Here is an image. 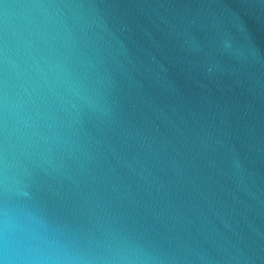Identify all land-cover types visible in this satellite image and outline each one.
I'll return each mask as SVG.
<instances>
[{
	"label": "water",
	"instance_id": "1",
	"mask_svg": "<svg viewBox=\"0 0 264 264\" xmlns=\"http://www.w3.org/2000/svg\"><path fill=\"white\" fill-rule=\"evenodd\" d=\"M0 264H264V0H0Z\"/></svg>",
	"mask_w": 264,
	"mask_h": 264
}]
</instances>
